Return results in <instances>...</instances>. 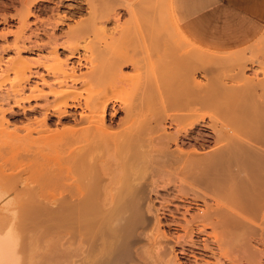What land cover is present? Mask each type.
Instances as JSON below:
<instances>
[{"label": "bare ground", "instance_id": "obj_1", "mask_svg": "<svg viewBox=\"0 0 264 264\" xmlns=\"http://www.w3.org/2000/svg\"><path fill=\"white\" fill-rule=\"evenodd\" d=\"M98 1L93 7L98 13L94 17L106 21L116 18L117 8L124 5L122 0ZM134 7L128 9L137 19L141 44L136 42L131 48L117 47L113 42L100 51L91 49L84 44L87 26L57 33L56 25L63 23L61 18L51 33H39V39L42 36L46 39L45 44L39 43V50L48 49L39 60L31 63L15 58L3 64L0 58V69L5 66L1 70L3 77L0 74V91L6 83L9 85L0 95V205L14 204L18 208L10 215L2 212L5 207L0 209V227L4 226L0 228L4 230L0 231V264H16L18 260L15 254L18 234L12 229V221L35 224L48 215L39 198H45L44 188L50 185L57 188V195L50 201L57 213L52 219L57 236L52 252L57 251V264H63L66 251L69 264H198V252L209 254L215 259L214 264H264L262 153L253 167L246 160L241 143L225 134L223 127L216 126L209 127L212 135L207 134L214 141L211 152H201L204 143H209L204 139L199 147L190 145L188 140L196 118L190 116V120L188 116L198 114L192 107L204 105L202 102L207 104L208 97H212V90L193 82L195 69L191 71V67L208 71L205 68L210 64L203 68L199 60L202 55L194 53L191 63L184 58L185 67H181L182 62L176 61L182 53L177 58L174 56L177 52L169 33L155 36L154 12L148 7V12L141 13ZM28 9H25L26 17L20 19L23 28H27L26 18L31 14ZM103 31L98 33L106 35ZM118 33L121 37L117 41L124 39L125 35ZM179 35L183 43L192 44ZM21 48L15 42L3 51L14 50L19 55ZM154 55L158 61L153 62ZM218 59L212 63L220 64L222 59ZM157 63L162 70L157 66L160 75L156 76L157 81L152 79L156 83L151 82V87L145 75ZM17 64L19 69L15 68ZM172 64L178 65L179 74ZM186 64L191 65L188 71ZM128 66L132 67V74L123 72ZM165 69H173L177 76H170L171 70L166 74ZM7 73L13 74V78L4 77ZM142 78H146L145 82ZM195 84L202 86V90ZM249 85L245 79L236 93L238 117L245 129L252 127L250 112L264 102V94L254 95ZM223 88V96L233 97L231 88ZM120 91L127 93L123 100L114 95ZM126 96L131 99L128 101ZM36 101L39 105L31 107ZM15 109L19 111L14 112ZM7 115L10 120L6 119ZM36 115L41 118L36 120ZM189 121L191 125L186 123ZM168 125L174 127L173 132L167 131ZM189 126L191 129H187ZM185 146L191 149L183 150ZM176 183L181 184L186 202L202 203L203 210L191 213L193 206L187 208L182 224L171 223L173 230L183 231L182 237L177 236L173 243L164 233L159 234L161 220L149 197L157 188H175ZM169 213V217H175ZM171 243L184 249L183 263L171 256Z\"/></svg>", "mask_w": 264, "mask_h": 264}, {"label": "rangeland", "instance_id": "obj_2", "mask_svg": "<svg viewBox=\"0 0 264 264\" xmlns=\"http://www.w3.org/2000/svg\"><path fill=\"white\" fill-rule=\"evenodd\" d=\"M90 1H92L93 3L95 2V4H93ZM147 2H149V3H147ZM98 3H100L98 0H97V2H96V0H68V1H66V0H44V1L43 0H0V35L2 36V39L0 37V58L2 60V63L6 64V63H8L9 60H12L15 58H20L22 60L26 59L27 62L32 63L36 60H39V57L47 54L46 52L48 51V49L44 48V50L42 49V51L39 50V43L45 44V41H46L44 36L40 37L41 39H39V33H43L44 31L51 33V31H53V28L55 27V22L60 23L57 20L60 21L61 18H63L62 19L63 23H61L63 26L61 24L56 25V27L59 29V31H57V33L59 34L60 31L61 32H67L68 29H71V28L81 29L80 27H82V25L87 26L85 28H87L86 30L88 32V37H87V39H85V41H84L85 43L84 42L83 43L91 49H95V50L100 51V50L105 49L104 47L107 46L106 45L107 43H113V42L117 43L116 44L117 47L119 45H121V46H126L128 48H131L135 45L136 42H137V44H139L141 42V40L139 42L140 38H139V27H138L137 19H134L131 16L129 9H130V7L133 8L135 6L134 7L135 10L139 9V11L141 13H143V12L147 11L146 9H148V7H150V11H153L155 16H156V17H154V21L155 22L157 21L156 23L154 22L156 25L155 24L153 25V31L155 32V34H157L155 36L166 35L167 33H169L168 35L171 38L170 41L173 42L174 44H177V45H174L172 43L173 48L174 47L176 48L174 50V52L175 51L177 52L174 54V56L179 57L178 54L182 53V56L179 57L180 59L176 57L180 61L175 60L178 64H180L182 62L181 63L182 66L180 65L181 67H185V65L183 63H185L186 60L191 63L190 57L192 55H194V53L196 55H198L199 57L202 55V57H200V59L198 56L197 57L199 60H201V63L203 62L202 63L203 68H204V66L206 67V65H205L206 63H207V65H208V63L210 64V67L208 65L207 68H205V70H208V71H199V70L197 71L196 67L192 68L191 65H187L188 62H186L187 64H186L185 69H187L188 66L191 67V71H193L195 69L194 74H193L194 75L193 80H195V81H193V80L192 81L197 82L202 86H205L206 88H208L207 90H212V97H208L210 100L208 102L206 101L207 104L205 102H202V103H204V105L202 104L201 106H198V107H197V105H196V107L195 106L192 107L193 112L198 113L197 115L186 114V115H189L188 117L192 116L193 120H195L194 118H196V121H197V123H196V121L193 123V124H195L194 129H191L190 126H189L190 128H187V129H191L190 137L188 140L190 145L192 144L194 146L195 144H197L195 146L199 147L201 145V143L204 142V140H206L209 143H204V145L202 144L203 148H201L202 149L201 152H203L204 154L211 152L214 149V148H212L214 141H213V139L207 138V136L208 135L210 136V134H211V130L209 129V127H215V126L217 128L223 127L225 134H227L229 137L231 136L230 138L234 137L233 139L235 141L237 140V142L239 144L241 143L240 145L242 146L243 151L245 152L246 160L249 161V163L252 164L253 167H255V163L257 162V156L260 155L261 153H262L261 158H262V160H264V158H263L264 157V102H262V103L260 102L259 104H257L256 111L250 112L249 118L251 117V114L253 113L252 114L253 118L252 119L250 118V121H252V122H250L252 127L250 125H248V127L250 126L251 129H248V128L245 129V126H243L244 122L242 123L238 117V114H239V108L237 106L238 105L237 104L238 96L236 94L240 90L239 86L245 81V79H246V81L251 83V87H250V85H249V87H250V90H252V93H254V95L261 96L264 94L263 93L264 92L263 91V88H264V45H263V41L261 38H258L256 41L252 42V44L249 46L242 47L240 49L231 50V51H218V50L213 49L210 46L198 44L197 42H195L194 40H192L190 38L193 43H195L196 45L201 47V48L197 47V49H194L193 46H196V45H194L193 43L189 44V43L184 42L185 43L184 44L182 42L183 39L180 40V38H182V36L179 35L181 28H180V26L177 22V19L174 15V11L172 13L171 0H122L121 3H124L125 6L123 5V7L117 8L116 18H113V19L110 18V19H108V21H106L105 18H103L105 20H103V19L100 20L99 18L96 19V17H94L98 13H96L93 10V7L95 5H97ZM21 7L24 10L25 9L27 10V7H28L29 12L31 13L28 16V18H26L27 19L26 20L27 21V28H23L22 27L23 26L22 21H20V19L26 17L25 16L26 10L24 11ZM91 7H92V10H91ZM132 8H131V11H132ZM90 15L93 17H91ZM150 15H151V13H150ZM93 19H96V21ZM98 20L100 22H98ZM175 22L177 23V25L179 26L180 29L176 26ZM53 25H54V27H53ZM90 25L91 26L94 25L95 28H97V30H95L93 28L94 26L91 28ZM75 26H77V27H75ZM88 26H90V28ZM22 28H23V30H22ZM98 28H101L102 30H100ZM154 28L157 31H155ZM158 28H160L161 30ZM92 29L94 30V32L95 31H97V32H95V34H93L94 32ZM21 30H22V32H21ZM103 30L105 31L106 35H104V34L100 35L98 33L99 31L101 33ZM165 31H166V34H165ZM118 32L123 33V35H125V36H122V37H124V39L120 38L122 40L117 41V38L119 39V36H120V34ZM21 33H22V35H21ZM117 33L119 35H117ZM16 35L18 37H19V35H21L22 38L21 37L16 38ZM114 35H116V36H114ZM111 36H114V37H111ZM110 37L114 38L116 40L115 41H114V39L111 40ZM133 37H134V40H133ZM110 40H111V42H110ZM15 42H18V45L20 47H23V48H21L23 50L19 53V55L17 54L18 56L16 55V52L14 50L13 51L12 50L3 51L4 47H7V46L11 47L12 43L14 44ZM61 42H63V40ZM118 42H119V44H118ZM176 46H178V47H176ZM92 47H94V48H92ZM82 53H84V52H82ZM184 53H185V55L183 56ZM205 53H207V54L205 55ZM208 54H211V55L208 56ZM85 55L88 56V53H86ZM143 55H144V52H143ZM154 56L155 57L153 59V62L158 61L159 60L158 57L156 58V55H154ZM213 56H214V58H213ZM161 57H164V56H161ZM217 57L219 58L218 61L221 59L222 60L225 59L226 61L224 60L225 61V62H223L224 64L221 63L222 62V60H221L220 64L214 63L216 65L213 66L214 64L212 62H214V61L216 62ZM182 58L183 59L185 58L186 60L184 59V62H183V61H181ZM206 58H208V59H206ZM212 58L214 59L213 61H212ZM203 59H205L207 61H205ZM234 59H235V61H232ZM236 59H237V61H236ZM160 60H162V59H160ZM208 60L211 62H208ZM163 61H165V59H163ZM204 61H205V63H204ZM231 61H232V63H231ZM19 65L20 64H17L15 68L19 69L20 68ZM157 66L159 67L158 63H157V65L155 64L153 68L148 70V71H150L149 72L150 74H148V72H146L147 74L145 76L147 77V80H148V82L146 81L147 83L151 84L152 79L155 81L158 80L156 76L160 75V69L161 68L159 67L160 69H158ZM170 66L173 69H175V71L178 68V65L174 66V64H172ZM170 66L168 68H171ZM2 69H5V66L2 65V67L0 69V74H1ZM188 69H187V71H188ZM170 70L166 71V69H165L164 72L166 71V74H168V72H170ZM182 70H184V69H182ZM84 71H86V70H84ZM185 71L186 70H184V72ZM191 71H190V73L192 74L193 72H191ZM195 71H197V72L195 73ZM123 72L126 74H132V72H134V71L132 70L131 66H128V67H125L123 69ZM176 72H178V70ZM179 72H180V69H179ZM179 72L176 74H179ZM162 73H163V71H162ZM176 74L174 71H172L170 76L176 75ZM189 74H187V75H189ZM13 76H14L13 74L7 73V75H5L4 77H8L9 79H12ZM163 76H164V73H163ZM2 77H3V75H2ZM150 77H152V78H150ZM142 80H144V82H145L146 78L145 79L142 78ZM213 80L214 81L216 80L215 81L216 83H214ZM155 81H153L152 83H156ZM192 81H191V83H192ZM219 81H222L221 84ZM192 84H194V83H192ZM195 85H191V86H195ZM200 85L197 86V89H200L202 87V86L200 87ZM8 86L9 85L7 83L4 85V87L2 88L3 90H1L2 92L0 91L1 92L0 95L2 93H5L6 90H8ZM213 86L215 88L216 87L217 88L215 89ZM224 86L231 88V91L235 92V93L233 92V97L230 95V97L227 98L225 95L224 96L222 95V92L224 91V88H223ZM151 87H153L152 84H151ZM218 87L220 88L219 90H218ZM155 89H156V87H155ZM201 90H202V88H201ZM204 90H205V88H204ZM213 90H214V92L220 91L221 94L220 93L217 94L215 92L216 93V95H215ZM221 90H223V91H221ZM133 91L138 92V90H136V89ZM131 93H128V94L131 95ZM124 94L127 95V93L121 92V91L114 93V95L119 97L121 100H123V96L125 97ZM223 94H224V92H223ZM213 95H214V97H213ZM127 97H128V101H129L131 99V96L130 97L126 96V98ZM215 97H216V99H215ZM126 98H124L125 99L124 102H127ZM35 104L39 105V101L31 103V107ZM229 104H231V105H229ZM4 108H7V107H4ZM16 111H19V110L15 109L14 112H16ZM108 113H110V111ZM254 114H256V115L254 116ZM121 116H122V114H121ZM200 116H202V117H200ZM192 117H190L189 119L191 120ZM35 118H36V120H38L41 117L39 115L38 116L36 115ZM6 119L10 120L8 115H7ZM31 119H34V116ZM186 123L187 124L190 123V125H191V121L186 122ZM254 123H256V125ZM168 126H169V129L167 131L173 132L174 127L172 128L170 125H168ZM255 126H257L258 129ZM186 127H187V125H186ZM259 127H261V128H259ZM9 128L12 129V127H9ZM232 128H233V130H232ZM255 129H257V131ZM193 130L195 131V133ZM209 130H210V132H209ZM21 134L23 135V133H21ZM34 136H36V135L34 134ZM196 139L198 140L197 143H196V141H197ZM172 149H175V147L172 146ZM190 149H191V147L189 148L188 146H185L183 150L188 151ZM175 185H176L175 188H173V186H170V187L165 186L166 188L165 187L164 188L159 187L156 189L155 192L151 193L150 197H149L150 198V204L153 206L154 210L156 209L158 217L161 220V223L159 224V227H158L159 232H160L159 234L164 233L168 238L170 237V239H172L171 241H174L173 243H175V240H177L176 239L177 236L182 237L183 231L173 230L174 227L172 226L171 223L182 224L183 223V217H184L183 215H185V213H186L185 211L187 208L189 209L190 207L193 206L192 208H190L191 213H196V212H200L203 210V204L202 203H197L195 205H189L186 202V200L183 198L184 190H182L183 188L180 187L181 184L176 183ZM48 187L44 188L45 198H42V197L39 198L40 203H42V205H44L47 208V210H45L46 211L45 213H47L48 215L45 214L46 217L44 218V221H43V218L41 220H39V221H41V223L36 222L35 224L25 223V222H20V221H18V223H17L16 220L12 221L13 222L12 223L13 224L12 229H13V231L16 230V232L14 231L16 235L18 234V236H15L16 240H18L16 242H17V244L19 243L18 245L16 244V246H18V247H15V250L17 249L15 251L16 252L15 254H17V259H18L16 264H40V263L41 264H43V263L44 264H54L55 259H56V264L58 262L57 261L58 256H56L57 251L55 253H53L55 251L54 247H56L55 242L57 240L56 239L57 236H55L56 233L53 229V227H54L53 223L54 222H52L53 221L52 219L55 218L53 215L54 214L57 215V213L55 211L56 210V208L54 207L55 205L50 203V201H52L53 195H57V188L53 185H50ZM167 187H169L170 189ZM171 188H173V189H171ZM180 188H182V189H180ZM3 207H5V206L0 205V209H2ZM6 207H5V210L2 212L4 214H7V215L15 213L18 209L17 205H14V204L6 206ZM176 209H178V212ZM169 212L173 213L175 217L174 218L169 217V214H170ZM261 212L262 211H260L259 214H261ZM262 214L264 215V212H262ZM263 215H261V217ZM45 219H47V220H45ZM50 219H51V221H50ZM261 219H262V222H264V218H261ZM18 224L20 226L23 225V226H21V227H23V229ZM14 226H15V228H14ZM28 226H30V227H28ZM45 226H46V228H45ZM3 227L1 226L0 228L4 229ZM27 227L29 230L27 229ZM46 229H48V230H46ZM2 231H4V230H2ZM37 233H39V234H37ZM53 238H54V240H53ZM67 238L68 237H66V239ZM202 239H204V238L202 237ZM173 243H171V245H169L170 251H172L171 256L173 257V255H174L175 259L179 260V263H183L184 261H183L182 257L184 254L183 253L184 249L180 245H178V246L173 245ZM53 244H54V246H53ZM66 244H67L66 246H68V243H66ZM50 252H52L53 254L52 253L50 254ZM66 252L68 253V251H66ZM67 253L65 255L66 257H64V260L65 259L66 260L65 261L63 260V264H69V261H71V260H69L70 257L69 258L67 257V255H68ZM198 253L196 255L198 264H205V263L214 264L215 263V259L213 257H211L209 254L201 255L202 252H198ZM53 256H54V258H52ZM51 259H53V260H51ZM47 260H48V262H47ZM67 260H68V262H67ZM60 264H62V263H60Z\"/></svg>", "mask_w": 264, "mask_h": 264}, {"label": "crops", "instance_id": "obj_3", "mask_svg": "<svg viewBox=\"0 0 264 264\" xmlns=\"http://www.w3.org/2000/svg\"><path fill=\"white\" fill-rule=\"evenodd\" d=\"M171 6L190 43L218 51L240 49L258 38L264 45V0H171Z\"/></svg>", "mask_w": 264, "mask_h": 264}]
</instances>
